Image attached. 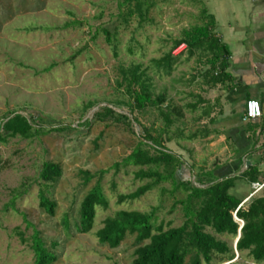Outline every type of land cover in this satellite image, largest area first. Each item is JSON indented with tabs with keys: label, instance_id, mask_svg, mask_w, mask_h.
<instances>
[{
	"label": "rangeland",
	"instance_id": "rangeland-1",
	"mask_svg": "<svg viewBox=\"0 0 264 264\" xmlns=\"http://www.w3.org/2000/svg\"><path fill=\"white\" fill-rule=\"evenodd\" d=\"M141 1L148 6L143 17L126 15L129 7L134 10L133 0H0V118L12 113L43 118L33 121L43 133L0 144V264H33L34 229L48 247L57 243L54 264H132L134 235L116 248L100 244L95 235L106 218L122 210L153 214L155 226L163 230L181 226V201L189 192L175 190L169 180L154 185L136 179L140 169L162 173L163 168L127 160L137 147L157 155L142 139L144 130L181 158L182 182L200 187L208 181L200 174L210 168L202 138L207 127L205 57L171 53L184 30L202 24L201 8L197 0ZM168 54L177 57L169 73L154 64ZM136 65L149 77L154 95L165 97L160 109L132 108L121 70ZM106 106L114 115L95 117ZM173 107L183 117L171 116L173 123L166 126L161 112ZM193 134L197 142L186 139ZM45 162L61 167V177L52 184L39 180ZM85 171L94 175L88 183L81 174ZM98 181L107 208L97 207L92 229L78 234L73 224L81 201ZM148 184L152 188L138 200L117 202L119 195ZM41 192L55 203L53 216L40 207ZM206 232L233 247L231 237ZM233 254V261L221 264H256L247 252L233 249Z\"/></svg>",
	"mask_w": 264,
	"mask_h": 264
},
{
	"label": "trees",
	"instance_id": "trees-1",
	"mask_svg": "<svg viewBox=\"0 0 264 264\" xmlns=\"http://www.w3.org/2000/svg\"><path fill=\"white\" fill-rule=\"evenodd\" d=\"M132 0H124L130 4ZM134 1V10L130 7L127 16L137 14L143 17V12L148 10L143 7L141 0ZM202 24L196 25L191 29L184 30L181 37L176 40L172 50L181 44H185V52L189 56L201 55L205 57L204 66L207 70L202 74L206 84H216L223 79H227L226 69L228 66L229 52L213 32L214 19L207 15L205 10H201ZM106 42L111 45V36L107 30L103 29ZM172 53V52H171ZM170 53V54H171ZM165 55L155 61V66L167 73L171 71V66L176 60L172 55ZM117 56V55H114ZM139 65L121 70L123 80L126 83V92L132 100V108L137 111L146 108L160 109L166 99L163 95L155 96L149 77ZM197 105H192L195 109ZM114 115V111L109 107H103L95 113V117L101 115ZM161 116L166 126L173 123L171 116L176 119L182 118L183 113L180 108L173 107L167 113L161 112ZM43 122L41 117L27 118L22 114L12 113L6 118H0V144L6 143L14 137L29 138L33 133L40 132L41 127L33 124V121ZM89 124V122H85ZM57 128H51L53 132ZM142 139L150 141V147L157 152L152 156L145 150L137 147L128 157L129 163L134 166H153L162 167L163 172L148 169L136 172V179L152 180L156 185L163 181H170L175 190L183 188L189 192L185 201H181L184 210L185 221L176 228L163 230L161 225L155 226L153 214H145L138 211H118L112 217L106 218L102 227L96 232V238L102 245L109 248H116L127 235L135 236L137 248L134 251L132 264H185L188 258L189 264H201L202 261L210 264L215 261L217 264L231 262L234 260L233 249L238 254L247 252L254 263L259 264L264 261V195L249 197L243 203L242 199L230 194L229 190L233 187L235 178L214 181L209 179L205 183H200V187L188 182H182L179 172L182 170L183 162L181 158L168 151L160 137H152L147 131H143ZM196 134L187 136L186 139L192 140ZM143 145L144 141H140ZM61 167L55 162H45L39 173V180L44 184H52L61 177ZM258 171L253 167H248L239 178H247L254 182ZM84 182L88 183L94 177L88 172L81 173ZM152 185H144L136 191L119 195V204L125 201H135L145 195ZM40 207L53 216L55 203L50 200L44 192L39 195ZM97 207L107 208V201L103 195L99 181L89 190L80 204L78 219L73 224L74 230L78 234H86L92 229L93 219ZM242 222L240 224L234 218ZM66 230H69L68 221H65ZM209 228L217 235H226L234 240L237 238L238 230L240 236L233 247H229L225 242L217 240L213 235L206 232ZM21 242L25 243V239ZM57 243L52 242L48 247L36 229L33 230L31 237V249L34 254L33 264H54L57 256L54 249Z\"/></svg>",
	"mask_w": 264,
	"mask_h": 264
},
{
	"label": "crops",
	"instance_id": "crops-1",
	"mask_svg": "<svg viewBox=\"0 0 264 264\" xmlns=\"http://www.w3.org/2000/svg\"><path fill=\"white\" fill-rule=\"evenodd\" d=\"M197 2L214 19L215 37L230 55L228 78L206 84L207 127L202 138L210 168L200 174L214 181L235 178L229 193L244 202L252 195L253 184L264 181V0ZM250 99L260 103L262 113L248 121L244 107ZM248 167L258 171L254 182L239 178ZM257 195H264V188Z\"/></svg>",
	"mask_w": 264,
	"mask_h": 264
},
{
	"label": "built area",
	"instance_id": "built-area-1",
	"mask_svg": "<svg viewBox=\"0 0 264 264\" xmlns=\"http://www.w3.org/2000/svg\"><path fill=\"white\" fill-rule=\"evenodd\" d=\"M185 50H186L185 44H181L173 50L172 54L173 56H179V54H181ZM261 113H262L261 105L257 100L250 99L245 102V107H244V119L245 120H248V121L256 120L261 117ZM252 187H253V193H252L253 195L256 192L264 188V181L261 183H255L253 184ZM248 199H246L244 202H246ZM234 218H235V215H234ZM235 220L240 224V226L242 225L241 221H239L236 218Z\"/></svg>",
	"mask_w": 264,
	"mask_h": 264
},
{
	"label": "water",
	"instance_id": "water-1",
	"mask_svg": "<svg viewBox=\"0 0 264 264\" xmlns=\"http://www.w3.org/2000/svg\"><path fill=\"white\" fill-rule=\"evenodd\" d=\"M247 165H249V162H247ZM241 226H242V225H241ZM241 226H240V228H241ZM239 236H240V229L238 230L237 238L234 240V248H235V244H236V242H237Z\"/></svg>",
	"mask_w": 264,
	"mask_h": 264
}]
</instances>
